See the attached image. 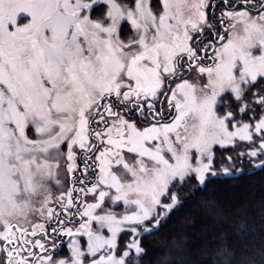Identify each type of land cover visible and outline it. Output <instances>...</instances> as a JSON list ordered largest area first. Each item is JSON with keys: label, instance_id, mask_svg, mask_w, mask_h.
I'll return each instance as SVG.
<instances>
[{"label": "snow or ice", "instance_id": "obj_1", "mask_svg": "<svg viewBox=\"0 0 264 264\" xmlns=\"http://www.w3.org/2000/svg\"><path fill=\"white\" fill-rule=\"evenodd\" d=\"M255 170L264 0H0V264H264L214 197L145 260L180 190Z\"/></svg>", "mask_w": 264, "mask_h": 264}, {"label": "trees", "instance_id": "obj_2", "mask_svg": "<svg viewBox=\"0 0 264 264\" xmlns=\"http://www.w3.org/2000/svg\"><path fill=\"white\" fill-rule=\"evenodd\" d=\"M198 195L192 196V191ZM182 201H186L183 207L174 210L168 221L150 236L144 237L148 246L149 256L145 260L156 259L165 254V245L181 230L186 221L195 217L197 219V231L203 228L204 213L200 205L204 199L214 197L229 213L234 216L243 214L253 227L249 239L259 243L264 239V171L255 170L254 175H240L226 177L222 173L213 178V182L204 191H199L196 186L187 185L179 192ZM207 236L210 238L211 233ZM122 240L127 241L129 236L122 233Z\"/></svg>", "mask_w": 264, "mask_h": 264}, {"label": "flooded vegetation", "instance_id": "obj_3", "mask_svg": "<svg viewBox=\"0 0 264 264\" xmlns=\"http://www.w3.org/2000/svg\"><path fill=\"white\" fill-rule=\"evenodd\" d=\"M67 240H68V238L65 237V244H64V246H63V251H64V252L67 251Z\"/></svg>", "mask_w": 264, "mask_h": 264}, {"label": "rangeland", "instance_id": "obj_4", "mask_svg": "<svg viewBox=\"0 0 264 264\" xmlns=\"http://www.w3.org/2000/svg\"><path fill=\"white\" fill-rule=\"evenodd\" d=\"M153 2L155 3L156 2V0H153ZM122 207V206H121Z\"/></svg>", "mask_w": 264, "mask_h": 264}]
</instances>
